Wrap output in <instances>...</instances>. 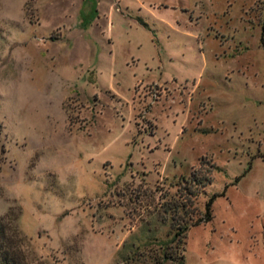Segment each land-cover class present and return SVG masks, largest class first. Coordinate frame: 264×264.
Returning a JSON list of instances; mask_svg holds the SVG:
<instances>
[{
	"label": "rangeland",
	"instance_id": "obj_1",
	"mask_svg": "<svg viewBox=\"0 0 264 264\" xmlns=\"http://www.w3.org/2000/svg\"><path fill=\"white\" fill-rule=\"evenodd\" d=\"M8 213L25 264H180L179 215L181 264H264V0H0Z\"/></svg>",
	"mask_w": 264,
	"mask_h": 264
},
{
	"label": "trees",
	"instance_id": "obj_2",
	"mask_svg": "<svg viewBox=\"0 0 264 264\" xmlns=\"http://www.w3.org/2000/svg\"><path fill=\"white\" fill-rule=\"evenodd\" d=\"M208 177L209 176H207V178H205L206 181H209ZM205 180L202 177H198V176H196L195 178H192V179L186 178L185 179V182H186L185 185L188 187L189 191L187 192V194H185V195H187V198L185 200H189L190 202H193L194 201L193 198L195 199V197H197V195H198V191H197L196 187H198V186L204 187L206 185ZM194 185H196V186H194ZM215 197H216V195L213 196L207 202L205 215L200 221L207 222L213 218L212 204H213ZM182 207H183V205L181 206L180 203H177L176 207H174L175 212L177 214L180 213V210ZM185 210L187 211V208ZM10 216H11V213H8L4 217H2L0 220V264H25V262H24L25 259H24L23 255H21L22 249L19 248L20 246L15 245V243H13L12 239L9 237L10 229H9L8 224L6 223V219L10 218ZM191 219H192V217H186L185 215L181 216V218H180V215H179V217H177V225H178L177 230L178 231H177L175 237H177L178 246L176 245L177 249H175L176 256H174V255L172 256L169 254L168 251H164L162 254L164 261L171 258L172 260H176L180 264L182 263V259L184 257L183 251L185 250L183 244L185 242L184 239L186 237L187 231L191 225L198 224V222H196L195 224L190 223ZM8 232H9V234H8Z\"/></svg>",
	"mask_w": 264,
	"mask_h": 264
}]
</instances>
